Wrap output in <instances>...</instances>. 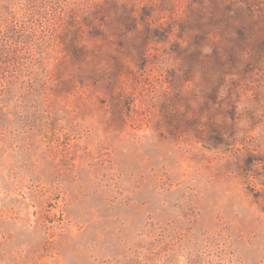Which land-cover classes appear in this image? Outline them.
I'll use <instances>...</instances> for the list:
<instances>
[{
	"label": "rangeland",
	"instance_id": "374dc122",
	"mask_svg": "<svg viewBox=\"0 0 264 264\" xmlns=\"http://www.w3.org/2000/svg\"><path fill=\"white\" fill-rule=\"evenodd\" d=\"M0 264H264V0H0Z\"/></svg>",
	"mask_w": 264,
	"mask_h": 264
}]
</instances>
